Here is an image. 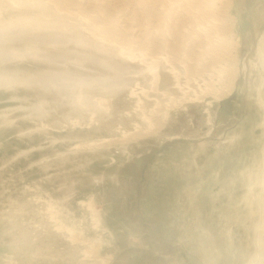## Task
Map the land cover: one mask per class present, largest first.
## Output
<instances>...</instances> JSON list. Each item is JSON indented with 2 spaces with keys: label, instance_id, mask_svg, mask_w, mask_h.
<instances>
[{
  "label": "rangeland",
  "instance_id": "obj_1",
  "mask_svg": "<svg viewBox=\"0 0 264 264\" xmlns=\"http://www.w3.org/2000/svg\"><path fill=\"white\" fill-rule=\"evenodd\" d=\"M229 15L235 62L176 77L161 62L159 82L133 80L135 95L107 98L105 116L50 107L26 81L41 62L2 58L0 264H250L264 192V0H232Z\"/></svg>",
  "mask_w": 264,
  "mask_h": 264
},
{
  "label": "bare ground",
  "instance_id": "obj_2",
  "mask_svg": "<svg viewBox=\"0 0 264 264\" xmlns=\"http://www.w3.org/2000/svg\"><path fill=\"white\" fill-rule=\"evenodd\" d=\"M231 2L0 0V16L9 13L0 19V63L14 54L30 56L43 68L26 76L27 85L42 98L52 96L55 104L46 102L50 107L77 115L105 116L113 111L107 98L131 89L133 80L146 79L151 73L152 81L159 82L161 74L155 73V67L161 62L176 77L181 72L200 76L198 70L203 73V69L234 60L237 43L223 36L232 27ZM234 65L225 73L231 87L237 74ZM130 92L135 95L133 89ZM140 108L150 119L145 105ZM163 126L160 123L158 128ZM142 134L141 130L129 137L125 134V138ZM262 191L258 194L256 249L250 264L260 258L263 249Z\"/></svg>",
  "mask_w": 264,
  "mask_h": 264
}]
</instances>
